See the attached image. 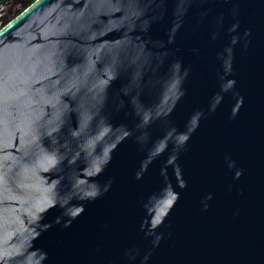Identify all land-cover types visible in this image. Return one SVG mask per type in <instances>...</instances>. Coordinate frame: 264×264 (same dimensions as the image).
<instances>
[{
  "label": "water",
  "instance_id": "obj_1",
  "mask_svg": "<svg viewBox=\"0 0 264 264\" xmlns=\"http://www.w3.org/2000/svg\"><path fill=\"white\" fill-rule=\"evenodd\" d=\"M19 6L0 264H264V0Z\"/></svg>",
  "mask_w": 264,
  "mask_h": 264
},
{
  "label": "flooded vegetation",
  "instance_id": "obj_2",
  "mask_svg": "<svg viewBox=\"0 0 264 264\" xmlns=\"http://www.w3.org/2000/svg\"><path fill=\"white\" fill-rule=\"evenodd\" d=\"M13 0H1L0 1V25L4 23L7 19H9L11 16L14 15L16 11H18L23 3H25V0L17 1V4L15 6L11 7V10H8V7L10 5V2Z\"/></svg>",
  "mask_w": 264,
  "mask_h": 264
},
{
  "label": "trees",
  "instance_id": "obj_3",
  "mask_svg": "<svg viewBox=\"0 0 264 264\" xmlns=\"http://www.w3.org/2000/svg\"><path fill=\"white\" fill-rule=\"evenodd\" d=\"M1 1V0H0ZM25 1H30V2H32V1H34V0H25Z\"/></svg>",
  "mask_w": 264,
  "mask_h": 264
}]
</instances>
